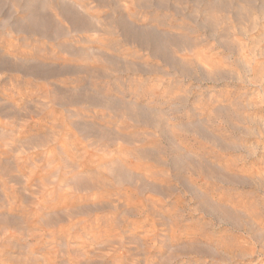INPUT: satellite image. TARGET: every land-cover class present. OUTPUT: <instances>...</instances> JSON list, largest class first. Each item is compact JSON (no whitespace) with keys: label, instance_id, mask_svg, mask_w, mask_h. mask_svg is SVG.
<instances>
[{"label":"rangeland","instance_id":"1","mask_svg":"<svg viewBox=\"0 0 264 264\" xmlns=\"http://www.w3.org/2000/svg\"><path fill=\"white\" fill-rule=\"evenodd\" d=\"M0 264H264V0H0Z\"/></svg>","mask_w":264,"mask_h":264},{"label":"bare ground","instance_id":"2","mask_svg":"<svg viewBox=\"0 0 264 264\" xmlns=\"http://www.w3.org/2000/svg\"><path fill=\"white\" fill-rule=\"evenodd\" d=\"M58 6H60V4L58 5ZM62 6H60L59 8H57V10L58 11H60L61 12V14H62V16H64V12H63V8H61ZM54 14V13H53ZM33 15H34V17L35 18H39V19H42V17H43V19H45V18H47V17H50V16H52V15H50V14H48V13H44V14H40L39 13V11H35L34 13H33ZM54 16H55V18H59V16L57 15V13H55L54 14ZM38 20V19H37ZM39 25H41V24H39ZM35 32V31H34ZM45 32H47V31H45ZM21 53H23L24 55H27L28 53L26 52V51H24V52H21ZM20 53V54H21ZM29 55H30V58H40L41 57V53L40 54H37V52H36V50H35V52L34 53H29ZM45 59H49V57H44Z\"/></svg>","mask_w":264,"mask_h":264}]
</instances>
